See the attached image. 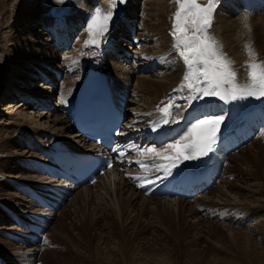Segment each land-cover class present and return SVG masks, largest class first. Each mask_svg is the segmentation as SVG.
<instances>
[{"label":"rangeland","instance_id":"rangeland-1","mask_svg":"<svg viewBox=\"0 0 264 264\" xmlns=\"http://www.w3.org/2000/svg\"><path fill=\"white\" fill-rule=\"evenodd\" d=\"M160 1L162 3L161 7L154 5V0H122V2L118 0L109 31L100 39L99 46L84 47V41L88 38L86 29L91 14L97 7L106 9L109 0H0V174L3 176V180H0V260L5 264H84L77 259L79 253L75 248V242L69 239L71 236L79 239L78 233L82 231L81 224L85 222V225L90 224V227L86 226L87 230L89 229L86 233L92 241L89 246L92 249V254L95 253V249L98 252L97 244H100V240H98L100 234L99 230L92 227V223L97 218L95 215L99 217L102 214L101 212L97 214L99 207H101L100 211L104 206L111 209L112 214L120 223V228L125 233L127 231V235L132 232L131 225L128 226L127 224L136 212H128L130 214L129 218H131L126 221L119 220L115 214L117 200L113 193L118 189L122 194L120 189L128 182L125 179H129V181L135 179L143 187H147L152 182H154L152 185L156 186L160 182L161 176H166V178L169 176V174H165L163 167L164 165H167L168 168L172 166L169 160L158 157L155 153L143 152L149 148L154 149L156 152H162L169 143L154 144L153 142H147L149 140L147 139L145 143L139 145L133 142L127 144L123 152V154L126 152L127 154L118 157L121 165H114L111 171L104 174L102 178L97 179L88 189L89 191L87 190L88 194L94 191L92 193L98 196L93 195V201L88 204L81 200L83 196L81 198L79 196L81 188H74L57 208L48 211L49 217H47L30 201V196L27 198L25 192L29 193L30 190H23L24 187L18 181L30 183L29 185L32 186L38 184L41 187L45 178H48L43 170H37V168L41 169L40 165L37 168L34 167L36 157L39 156L41 151L39 145L55 141H61L67 145L78 144L76 143L77 139L74 140L72 128L64 130L65 132L58 131L59 127H62L61 122L68 120L67 112L63 108L68 104L69 99H71L69 102H72V98H70L72 92L69 97L67 86L74 82L75 78L74 83H77L78 77L83 75L86 65L99 68L103 72L107 71L109 80L115 90V96L127 111V119L140 122L139 124L144 125V128L148 126L150 128L162 126L165 129L177 127L178 138L184 135L187 130L186 127H189L196 119H203L205 116L224 117L219 126V134L222 131L225 134L227 133L223 144L231 146L227 149L228 151H225L226 148L218 140L219 145L215 144L213 148L215 150L212 152L213 154L217 153L214 154L215 160L202 156L193 160L178 161L185 164V167L189 170H205L211 173V183L204 190L186 199L188 200L186 201L188 206L197 208L198 214L188 217V222H192L191 228L184 230V239L182 240V243H187L190 239L199 237L206 240V243L199 245L200 247L206 248L209 242L210 245L205 251V256L201 258H199L200 254L198 252L193 251L195 247L188 245H185L186 247L184 246L181 252L178 253L179 256L172 254L173 250H169L170 255L176 256L175 261L176 263L178 261V264H211L212 261H216L218 264H236L231 260L233 255L242 257L243 264H264V188L259 180L254 179L251 174L245 173L247 169V171H253L254 169L245 163V159L241 154L244 150L253 153V150H255L253 148L264 150V130L262 129V132L255 130L256 127H264L263 124L259 123L264 121V97L243 96L234 100H224L218 96L190 94L186 88L181 90L180 85L186 68L182 63V59L173 50L174 40L171 34L173 14L177 5L175 0ZM206 2L207 0H200V3ZM52 4H59L62 7L60 14H65L59 16L62 24L50 25L49 21L52 16H49L48 7ZM218 13L225 20V28L219 33L217 32L219 29L215 25ZM242 15L249 16L248 21L251 24H248L247 19H244L242 27L246 28V32L239 34L235 28L236 23L241 21L238 20L239 16ZM147 18H153L157 22L163 19L165 23L161 29L164 31L160 33L158 27L150 28L149 25H145L146 22L149 24L153 22ZM234 20H237V22L235 23ZM70 21H73V23L71 24ZM245 23L247 27H245ZM263 24L264 0H216L209 34L223 46V51L235 62L234 67L238 73L240 84L246 83V78L248 79L247 72L243 68L249 59L244 48V44L249 41L245 36L249 35L252 38L251 31L255 30L257 25L263 27ZM55 32L58 33L56 34L58 37L54 35ZM235 33H237V36L234 35ZM124 34L128 37H131V35L136 36L135 40L140 41V45L136 46L130 43L134 40L133 38L129 39L130 42L125 40L128 39L127 37L125 39L119 38L120 35ZM222 36H227L228 39L223 40ZM56 37L63 40V42H55ZM161 44L162 47H159ZM124 48L129 50L128 54L123 53ZM255 51L258 58L264 61V51L256 49ZM145 56L147 58L152 57V60L157 59L154 65L149 66L151 67L149 71L146 70L149 61L145 59ZM144 64H146L145 68L141 69ZM52 74L54 75L52 76ZM152 81L164 82L165 87L161 88L163 90L160 93L159 89L153 84L148 89H144L147 83L151 85ZM143 84L144 86H141ZM20 85H22V89H20ZM190 95H198L201 98L192 99L189 103L188 98ZM169 99H172L176 106L171 109V116L167 117L170 122L165 124L162 123L164 117L158 111V108L167 105ZM43 100L47 101L45 105L42 103ZM155 101L157 102L155 103ZM213 107L217 109V113H210L209 110L214 109ZM185 110L186 113L183 116ZM242 111H244L243 114H241ZM152 113H155L157 117L150 116L152 117L150 118L149 115ZM229 114L230 116H228ZM182 117L184 119L188 118L187 120H181ZM153 118H155L154 121ZM51 120L57 121V125ZM158 122L159 126L157 127L155 124ZM129 124L132 126L131 129H140L134 127L133 123L129 122ZM63 125L65 124L63 123ZM230 126L234 127L228 131L227 129ZM57 127L58 129H56ZM180 129L182 133L184 132L183 134L178 132ZM233 130L236 133L249 131V136L236 146H232ZM152 133L148 136H151ZM219 134L217 133V135ZM168 152L170 155L172 154V150L169 149ZM218 154H225V157ZM37 159L42 160L43 158L38 157ZM217 159L220 160L216 161ZM159 162L161 164L157 165ZM176 171L178 170L176 169ZM159 173H163V175L158 176ZM172 174H174V171ZM154 177H156L155 180ZM45 181L47 182V180ZM45 181L44 183H46ZM229 184L237 185L238 188L230 192L226 188ZM150 191L149 189L146 193L142 188L144 196L150 194ZM237 192L246 195L249 199H259V202L263 203H248L251 206L244 205L242 206L243 209L240 210L236 206L239 203L243 205L244 202L236 197ZM81 193L84 192L81 191ZM144 196H140L139 199ZM159 196L165 197V195L159 194L156 199H161V201L165 199ZM166 198L170 200L172 197L167 196ZM203 200L216 201L214 203L219 204L217 211H214V213L209 211L206 204H202ZM225 202L226 204H222ZM22 205L31 208L29 210L32 211V217L36 213L41 215L46 221L44 226L35 225V232L29 233L30 231H27L25 224L32 222L34 224L35 221L28 222L24 218L25 214H21ZM253 206L257 207L254 208ZM136 208H140L139 202ZM102 212L106 213L103 210ZM11 213L20 216V221L23 222L24 226L21 225L18 217L14 216L12 218ZM137 218L138 220H136L140 222V225L146 226L149 223L150 225H156H153L154 229H150L152 234L148 235L147 238H142L146 236L141 234L138 237L145 246L150 244L157 247L156 242L153 243L151 238L156 236L154 230L158 231L157 236L165 231L163 226L153 222L156 218L149 212L144 217L140 218L138 216ZM211 223H214L216 227L222 226L225 228L220 232L223 233L222 236H227L226 234L231 229L232 231L239 229L248 232V234L250 233L253 245L260 247L263 252L255 251L249 244H244L242 240L231 246L226 242L219 243L215 240V237H213V240L210 239L212 238L209 236L211 229L207 226ZM39 227L42 229L40 230ZM249 230H252V232ZM37 231L40 232L37 233ZM56 235L65 237L63 240L65 245L61 244L58 248H63L68 253L63 254L62 260L48 261V256L55 245ZM20 236L28 240V245H32V248H34L32 252H28L30 247H26L19 240ZM116 236L118 235L116 234ZM235 236L238 238L237 235ZM222 239L223 241L226 240ZM260 239H263V241ZM45 240H47V243H45ZM117 240L111 238L112 243L108 244L109 248ZM10 246H13L16 250H10ZM216 248L222 252H216ZM81 252L89 255L83 249ZM223 252L228 254V258L221 257ZM27 254L30 255L27 256ZM55 255L51 254L52 257L56 258ZM193 255L197 258H193ZM29 257L34 258H30V260ZM141 257H143L141 253L135 256L137 264L140 261L142 264L143 258ZM163 262L167 264L165 259Z\"/></svg>","mask_w":264,"mask_h":264},{"label":"bare ground","instance_id":"bare-ground-1","mask_svg":"<svg viewBox=\"0 0 264 264\" xmlns=\"http://www.w3.org/2000/svg\"><path fill=\"white\" fill-rule=\"evenodd\" d=\"M154 5L156 4L157 6L161 7L162 6V3L160 0H154ZM238 9V8H237ZM163 10V9H161ZM60 15H65V14H56V15H53V14H49V16H52V18H50V25H59L62 21L60 20L61 17H59ZM218 17L216 18V23L215 25L218 27L219 31H217L218 33L220 31H223L224 28H225V20L224 18H221L219 16V13L217 14ZM235 15V13H234ZM24 16V15H23ZM243 16V18H242ZM241 17L239 16L238 20H241L239 21L238 23L237 20H234V22L236 23V30L238 31L239 34H243V32L245 33L246 32V28L242 27V25H244V22L243 20L244 19H247V21L249 20V16H244L242 15ZM148 20H152L153 22L151 24H146L145 25H149L150 28L152 27H158L160 29V33H162L164 30L161 29L162 25L165 23V21L162 19L160 20V22H157L155 21L153 18H147ZM228 21H232L231 19H227ZM245 21V20H244ZM246 21V22H247ZM71 24L73 23V21H70ZM157 22V23H156ZM254 22V21H253ZM252 22V23H253ZM62 24V23H61ZM246 24V23H245ZM248 24H251L250 21H248ZM258 24V23H257ZM144 25V27H145ZM255 25V24H254ZM264 25V24H263ZM251 26V25H250ZM262 26V25H261ZM261 26H258L256 27L255 30L251 31L252 35H253V39L247 35L245 36L247 38V40L249 42H251L253 45H254V48L258 51H264V26L261 27ZM216 28V27H215ZM152 30V29H151ZM249 31V30H248ZM59 32V31H57ZM57 32L54 33V35L58 34ZM235 36H237V33L234 34ZM58 37V35H56ZM55 38V42L57 43H61L63 42V40H60L59 38ZM128 38V39H125V38ZM135 37L136 36H132L131 37H128L126 34L124 35H120L119 38H124L126 41H129V39H134L133 41H129L130 43H133L134 45H140V41L137 42V40H135ZM223 37V36H222ZM245 37H243V39H245ZM143 38V37H142ZM163 38V37H162ZM62 39V38H61ZM227 40V36H224L223 37V40ZM242 39V38H240ZM231 40V39H230ZM139 43V44H138ZM245 45V44H244ZM140 47V46H139ZM159 47H162V44L159 45ZM164 48V47H163ZM229 49V48H228ZM240 50V49H239ZM242 50V49H241ZM124 53V52H123ZM248 56V55H247ZM244 57V56H243ZM27 58H31V57H27ZM246 58V57H244ZM145 59H147L149 62H148V65H147V68L146 70L149 71L151 69V67L149 66H152L154 65V62H156L157 59L155 60H152V57H146L145 56ZM183 63V62H182ZM89 65H86L85 69L88 67ZM146 66V64H144L143 68L141 69H144ZM182 66V65H181ZM179 66V67H181ZM184 67V66H183ZM85 72V71H84ZM83 72V74H84ZM104 73H106V76L108 75L107 77V82L108 84L110 85V88L112 89V93H114L113 95L115 96V91L113 89V85L112 83L110 82L109 80V74L107 72L104 71ZM81 76V75H80ZM80 77H78L79 79ZM144 78V77H143ZM164 78V77H163ZM76 79V78H75ZM75 79H74V82H75ZM145 79V78H144ZM160 79V78H159ZM247 80V78H246ZM74 82L68 84L67 88H68V92H69V97H70V94L72 92V100H73V95H74V91H75V88L73 90V86H74ZM149 82V80H148ZM164 83V82H163ZM163 83H160L159 81H152L151 85L147 83V86H145L144 89H148L150 86H155L157 89H159V93L163 90L161 88H164L165 85ZM145 84V83H144ZM141 85V86H144ZM153 84V85H152ZM168 85V84H167ZM169 86V85H168ZM20 89H22V85H20ZM73 90V91H72ZM147 91V90H146ZM148 92V91H147ZM116 97V96H115ZM71 99L68 100V104L64 106V111L68 112L67 111V108L69 109L70 106H69V103L71 104V102H69ZM33 101V100H32ZM157 101H155L156 103ZM21 104V103H20ZM23 105L25 103H22ZM37 104V103H36ZM27 105V104H26ZM151 106V105H150ZM163 106V105H162ZM212 106V105H211ZM193 107V106H192ZM149 108V107H148ZM214 109H210V113H217V109L215 107H213ZM209 109V108H208ZM206 110V109H205ZM125 111V110H124ZM203 111V110H202ZM219 111V110H218ZM263 111V110H262ZM174 112V111H172ZM208 112V111H207ZM244 111L241 112V114H243ZM127 113V112H126ZM186 113V110L183 114V116L185 115ZM67 114V113H66ZM225 114V113H224ZM231 114V113H230ZM230 114L228 116H230ZM240 114V115H241ZM26 116L28 114H25ZM128 115V114H127ZM129 116H132V115H129ZM150 116H154V117H157L155 113H152L149 115ZM29 117V116H28ZM150 117V118H152ZM31 118V117H30ZM66 118V117H65ZM136 118V117H135ZM148 118V117H147ZM238 118V117H237ZM142 119V118H141ZM149 119V118H148ZM157 119V118H156ZM181 119H184L183 117ZM137 120V119H136ZM155 120V118H153V121ZM52 121V120H51ZM62 121V120H61ZM60 121V122H61ZM139 121V120H138ZM55 125H57V121H52ZM69 120H63L60 124L62 127H59V131L58 132H65L66 130H68L69 128H72L71 127V124ZM130 122V121H129ZM185 122V121H184ZM183 122V123H184ZM63 123L65 125H63ZM132 123L134 125V127L136 128H140L142 130L141 133L137 134L136 137H142V140L143 139V136L145 134L148 135V133H151V132H154V135L160 137L161 136V132L162 131H159L158 128H160V130H164V128L162 127H154V128H144L143 126L144 125H140L138 122H135V120L132 119ZM260 124H263L264 125V121H260L259 122ZM233 125V124H232ZM156 126V124H155ZM234 126H230L229 129H227L228 131L229 130H232ZM144 128V129H143ZM188 127H186L187 129ZM58 129V127L56 128ZM264 130V127H256V130H258V132H262ZM65 130V131H64ZM144 132V134H143ZM174 132V131H173ZM179 132V130H178ZM220 132V131H219ZM218 132V134H219ZM175 133V132H174ZM173 133V134H174ZM184 133V132H183ZM181 133V134H183ZM249 134V132H247ZM247 133H244V134H241V136H237L234 134L233 136V142L232 144L237 145L238 143H240L242 141V139H244L247 135ZM72 134V133H71ZM74 134V133H73ZM264 134V133H263ZM75 135V134H74ZM146 135V136H147ZM74 137V136H73ZM134 137V136H133ZM180 137V136H179ZM178 137V138H179ZM176 138V137H175ZM178 138H176L175 140H172V141H167V142H164L162 144H170V143H173L175 142ZM218 138V139H217ZM225 138V133L222 131V133H220L219 135H216V138H215V144L216 145H219L218 143V140L221 141V143L223 142ZM262 138V137H261ZM78 140V139H77ZM151 140V139H150ZM217 140V141H216ZM140 139H136L134 142L136 143H139ZM153 141V139L151 140ZM155 143L157 141H154ZM77 143V142H76ZM220 143V144H221ZM214 144V145H215ZM263 144H264V136H263ZM67 146V145H66ZM72 146L74 147H70V148H75V147H79V144H73ZM69 147V146H68ZM257 147V146H256ZM214 148V146H213ZM227 149V148H226ZM255 150H253V153L251 152H248L247 150H244L242 154L243 156V159H245V163L248 165H250V167H252L254 170L253 171H245V173H248V174H251L252 177L254 179H257L261 182V185L262 187L264 188V177H263V171H264V150L263 149H260V148H253ZM215 150V149H213ZM213 150L211 152H209L206 157H209V158H212L215 160V156L214 154L216 153H212ZM218 150V149H216ZM259 150V151H258ZM226 151V150H225ZM223 151V152H225ZM143 152H147V151H143ZM218 152V151H217ZM149 153V152H148ZM227 153V152H226ZM217 154V153H216ZM219 156H224L225 157V154L223 155H220L218 154ZM218 157V156H216ZM230 157V156H229ZM205 158V157H204ZM220 158V157H219ZM234 158V157H233ZM40 159V158H39ZM232 159V157H231ZM220 159H217L216 161H219ZM229 160V159H228ZM147 161V160H146ZM144 161V162H146ZM232 161V160H231ZM130 162V161H129ZM125 164V162H123ZM242 163V162H241ZM115 164H120L121 165V162H119L117 159L114 160L113 164L107 169L105 170L103 173L99 174L98 176H96V178L90 183V184H87V185H82V186H79L77 187V189L81 188L80 191H79V196L81 198V196H83V198L81 200L85 201V204H88L90 203L91 201H93V197L96 196V194L94 195L92 192L91 194H88L89 192H87V190L89 188H91V185L99 178H102V176L104 174H106L107 172L111 171L113 169V165ZM122 164V165H124ZM161 164V162H159L157 165ZM244 164V163H243ZM156 165V166H157ZM182 165V164H181ZM113 166V167H112ZM153 167V166H152ZM155 167V166H154ZM251 168V169H252ZM50 169V167H49ZM150 169V168H149ZM158 169V168H157ZM170 174L171 176H169L167 180H171V179H175V178H184V179H193L194 177H197V176H202V177H205L206 178V175L204 174H201L202 172L200 171H197V170H192L191 172H188L185 171L184 173H182V175H180V173L177 174L178 171H176V169L174 167H170ZM174 171V174H172V172ZM45 174V173H44ZM161 174L159 173L158 176H160ZM208 175V174H207ZM178 176V177H177ZM211 176V175H210ZM2 174H0V180H3L2 178ZM163 178V177H161ZM179 178V179H180ZM22 179V178H21ZM46 179V178H45ZM133 179V178H132ZM156 179V177H154V180ZM25 180V179H24ZM23 180V181H24ZM27 180V179H26ZM56 178H51V179H48L46 183H44V185H52L54 186L55 189H57V194H60V197L63 198V193L61 192V187H57L56 184H52L53 181L56 182ZM127 183H125V185H123L122 189H120L122 191V194L118 191V189H116L113 193V196L115 195L116 197V200H117V208H116V215L118 216L119 220H122V221H126L128 218H129V215L128 212L131 213V211H134L136 212L134 214V216L129 220L128 222V226L131 225L130 229H131V233L130 234H126V233L123 231V229L120 228V223L117 221L116 217L114 216V214H112V210L107 208V207H102L101 211H100V208L99 207V211L97 212L98 213H102L99 217L98 215H95L97 216V218L94 220V222L92 223V227L96 228L97 230H99V237H98V240H100V244L98 243L97 246H98V252L96 251L95 249V253L92 254V249L91 247L89 246L90 243L92 242L91 241V237L86 233L88 230L86 228V226L90 227V224H86L85 223H82L81 224V228H82V231L80 233H78L79 235V239H76L74 238L73 236L69 237L70 240H72L73 242H75V248L78 250V253H79V257L77 259L81 260L84 264L86 263H90V264H120V263H125V264H137L136 263V258L135 256L138 254V253H141V255L143 257V260H142V264H166L164 261V259L167 261V264H178V261L176 263L175 259H176V256L173 257L170 255V251L169 250H173L174 252L172 254H177V256H179V252H181V250L183 249V247L185 245H188V246H194L195 247V250H193L194 252H198V254H200V257L201 258L202 256H205V251H207L206 249H208L209 247V243L206 245V248H202L200 247L199 245H201V243H206V240L203 238V239H200L199 237L198 238H193V239H190L187 243L183 242L182 243V240L184 239V230H186L187 228H191V223H189L188 221V217L190 215H193V216H196L198 214L197 212V208L194 206H188V203L186 201V199L184 198H180V197H172L170 198V200H168L165 197L163 196H159V197H162V198H165L161 201V199H156V197L158 196L160 190H163L164 188L161 187L159 188V186L157 185L156 187H154L152 184L154 182H152V184H150L149 186L147 187H143V185H141V183L139 184L135 179L129 181V179H125V181H127ZM165 180V179H164ZM207 180V179H206ZM244 180V179H243ZM242 180V181H243ZM60 182L59 183H62V187H68V185L66 184V181L65 180H59ZM163 181V180H162ZM165 181V183H166ZM246 181V180H245ZM20 182V181H19ZM207 183V181H206ZM205 183V184H206ZM246 184V183H245ZM64 185V186H63ZM38 186V184H37ZM83 187V188H82ZM112 187V186H111ZM39 188H43V187H39ZM45 188H48V187H45ZM105 188V187H104ZM109 188V187H108ZM121 188V187H119ZM142 188L144 189V192L147 193V190H151L150 191V194L148 193L147 196H144V192H142ZM227 190H229L230 192L233 191V190H236L238 188L237 185H234V184H229L227 187ZM112 189V188H111ZM210 189V187H209ZM241 189V188H240ZM84 190V191H83ZM262 190V189H261ZM84 192V193H81ZM89 191V190H88ZM105 191V190H104ZM239 192H241L239 189H238ZM263 191V190H262ZM31 194L33 193H39L37 192L36 190H34V192H32V190H30ZM99 192V191H98ZM45 193V192H44ZM83 194V195H81ZM99 195V193H97ZM102 194V193H101ZM94 195V196H93ZM155 195V196H154ZM102 196V195H101ZM140 196H144L142 198L139 199ZM151 198H150V197ZM154 196V197H153ZM253 196V195H252ZM98 197V196H96ZM100 197V196H99ZM158 197V198H159ZM195 197V196H194ZM236 197H239V199L242 200L243 205L239 203V205H237L236 207H238V209L241 210L242 206L246 205V206H251L250 204H260V203H263V202H259V199H249V197H246V195L244 196L243 194H238L237 192V196ZM254 197V196H253ZM29 198V197H27ZM79 198V197H78ZM102 199V197H100ZM251 198V197H250ZM112 199V198H111ZM173 199V200H172ZM104 200V199H103ZM29 201V199H28ZM30 201L31 202H34V200L31 198L30 196ZM240 201V200H239ZM55 202V201H54ZM138 202L140 203V208L137 209V205H138ZM216 201L214 200H210V201H204L202 202V204H206V207L209 209V211H214L216 212L217 210V207H218V203H214ZM56 203V202H55ZM250 203V204H248ZM36 204V203H35ZM97 204V203H96ZM222 204H226L225 203H222ZM39 206V204H36ZM228 205V204H227ZM23 206V209H22V212L21 214H25L24 215V218L26 220H28V222L30 221H35L34 224L33 222L32 223H27L25 224L26 226V229L27 231H30L29 233H33L35 232V225L39 226V222L37 221L35 215L34 217H32V211L29 210L31 208H28L27 206ZM205 206V205H204ZM222 207V206H221ZM254 208L257 207V206H253ZM41 208V207H40ZM199 208V207H198ZM245 208V207H244ZM35 209V208H34ZM33 209V210H34ZM42 209V208H41ZM40 211L42 213H44V215H46L47 217H49V212L48 211H45V210H41ZM225 209V208H224ZM243 209V208H242ZM251 209V208H250ZM38 210V209H37ZM105 211L106 213H103L102 212ZM237 210V208H236ZM35 211V210H34ZM109 211V212H108ZM148 212L150 214H152L153 216H155V221L153 220V222H156L157 225H161L163 226V229H165V231L161 232V234L159 236H157L158 234V231L154 230L156 232V236H153L151 239H152V242L154 243V241L156 242L157 244V247H153L151 246L150 244L147 246H145L141 240H140V237H138L139 234L143 235V236H146V237H142V238H147L148 235H151L152 234V229L153 228V225H150L149 224H146L145 225H140L139 223L140 222H137L138 220V216L141 218V217H144L145 215L148 214ZM224 212V211H223ZM235 212V211H234ZM238 212V211H237ZM242 213V212H241ZM240 213V214H241ZM12 214V213H11ZM233 214V213H232ZM37 215V213H36ZM12 218H14V216L18 217L17 215L15 214H12L10 215ZM41 216V215H39ZM19 218V217H18ZM17 218V219H18ZM147 218V217H146ZM21 218H19L18 220L20 221ZM137 219V220H136ZM23 220V219H22ZM142 220V219H141ZM150 221V220H149ZM21 222V225H23V222ZM207 222V221H205ZM231 222V221H230ZM155 223V224H156ZM137 224V225H136ZM144 224V223H143ZM229 224V223H228ZM41 225L44 226V223L43 224H40V227ZM122 225V223H121ZM136 225V227H135ZM8 226V225H7ZM24 226V225H23ZM156 226V225H154ZM39 227V228H40ZM136 229H135V228ZM208 228L211 229V233H210V239H214L213 237H215V240H217L219 243L223 244V243H229V245L233 246L234 244L238 243L239 241L242 240V242H244V244H249V246L254 249L255 251H258V252H263V250L260 248V247H257L255 245H253L252 243V236L250 235V233L248 234V232H243L239 229H234L235 231H232L229 230L228 231V234H226L227 236H222L223 233H220L222 232L225 228H223L222 226H218L216 227L214 225V223H211L207 226ZM13 228V227H11ZM123 228V227H122ZM230 228V227H228ZM42 228H40L41 230ZM133 229H135L133 231ZM154 229V228H153ZM160 229V228H159ZM162 229V230H163ZM80 230V229H79ZM160 230V231H162ZM250 232H252V230H249ZM40 231H37V233H39ZM25 233V232H24ZM27 234V233H26ZM116 234L119 236H116ZM238 236V238L235 236V235ZM33 235V234H31ZM35 235V234H34ZM70 235V234H68ZM208 235V234H207ZM260 235V234H258ZM94 236V235H93ZM204 236V235H203ZM261 236V235H260ZM22 236H20L19 240H21L22 243H24L27 246H29L30 248L28 249V252H32L34 248H32V245H28V240L27 239H24V238H21ZM25 237V236H24ZM27 237V236H26ZM32 237V236H31ZM64 238L65 237H62V236H59V235H56L55 236V245L54 247L52 248V252L49 254L48 256V261H54V260H62L63 258V254L65 253H68V251H65L63 248H58L59 245L63 244L65 245L64 243ZM95 238V237H94ZM111 238L112 240L113 239H118L116 241V243L112 244V246L109 248V245L112 243L111 241ZM141 238V239H142ZM155 238V239H154ZM226 239L225 241H223V239ZM33 239V237H32ZM136 239H138L136 241ZM208 239V238H207ZM80 240H84V241H80ZM263 241V239H260ZM146 241V239H145ZM148 242V241H147ZM151 242V243H152ZM141 243V244H139ZM146 243V242H145ZM15 244V242H14ZM109 244V245H108ZM143 244V245H142ZM155 244V245H156ZM108 245V246H107ZM154 245V246H155ZM133 246V247H132ZM132 247V249H131ZM186 247V246H185ZM10 250H16V248H14L13 246H10L9 247ZM13 248V249H12ZM84 250L86 252L89 253V255L87 254H83L81 252V250ZM90 250H91V253H90ZM131 250V252H130ZM58 251V252H57ZM116 253H115V252ZM192 251V252H193ZM216 252H222L221 250L219 249H215ZM26 252V251H25ZM56 252V253H55ZM193 252V253H194ZM191 253V252H189ZM51 254L55 255V257H52ZM90 254H92V256H90ZM21 255H23L21 253ZM30 255V254H27V256ZM24 256V255H23ZM91 257V258H90ZM222 258H228V254L226 252H223V256H221ZM33 259L34 257H29V259ZM193 258H197V256L195 257L193 255ZM212 258V257H210ZM30 259V260H31ZM231 260H233L236 264H243L242 262H244V260L242 259V257H240L239 255H237V257H235V255L232 256ZM0 264H5V263H2L0 261ZM138 264H141V261L138 263ZM211 264H218L216 261H212Z\"/></svg>","mask_w":264,"mask_h":264},{"label":"snow or ice","instance_id":"snow-or-ice-1","mask_svg":"<svg viewBox=\"0 0 264 264\" xmlns=\"http://www.w3.org/2000/svg\"><path fill=\"white\" fill-rule=\"evenodd\" d=\"M117 2L118 0H109L106 9L102 7L94 9L88 21L86 29L88 38L84 41V47L99 46L100 39L109 31ZM175 3L177 8L173 14L171 32L174 40L173 50L182 59L186 68L180 89L186 88L190 94L218 96L224 100H234L243 96L264 97V61L258 58L254 45L251 42L244 45L249 59L243 68L248 79L246 83L240 84L234 67L235 62L223 51V46L209 34L216 0H207L206 3H200V0H175ZM197 98L201 97L190 95L189 103ZM175 106L174 101L169 99L167 105L158 108L164 117L162 123L170 122L167 117L171 116V109ZM223 120V116L196 119L180 139L167 145L162 152H156L151 148L146 151L169 160L172 167L176 166V161L206 156L213 150ZM156 126H159V122ZM169 149L172 150L171 155ZM163 167L165 174H170L167 165Z\"/></svg>","mask_w":264,"mask_h":264},{"label":"water","instance_id":"water-1","mask_svg":"<svg viewBox=\"0 0 264 264\" xmlns=\"http://www.w3.org/2000/svg\"><path fill=\"white\" fill-rule=\"evenodd\" d=\"M61 6L60 5H52L50 8H49V13L51 14H58L61 12Z\"/></svg>","mask_w":264,"mask_h":264}]
</instances>
